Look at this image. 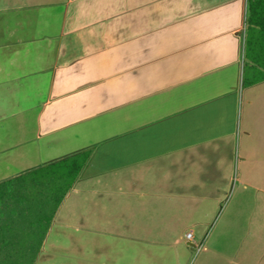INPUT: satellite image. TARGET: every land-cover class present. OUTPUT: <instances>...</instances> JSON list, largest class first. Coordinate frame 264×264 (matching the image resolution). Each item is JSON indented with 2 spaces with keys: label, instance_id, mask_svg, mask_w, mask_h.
I'll list each match as a JSON object with an SVG mask.
<instances>
[{
  "label": "crops",
  "instance_id": "0c3cea01",
  "mask_svg": "<svg viewBox=\"0 0 264 264\" xmlns=\"http://www.w3.org/2000/svg\"><path fill=\"white\" fill-rule=\"evenodd\" d=\"M246 11L247 0H0V132L15 139L0 141V182L91 150L39 255L157 260L177 226L196 238L235 180L258 198L249 226L264 229V81L243 85Z\"/></svg>",
  "mask_w": 264,
  "mask_h": 264
},
{
  "label": "trees",
  "instance_id": "16d2710c",
  "mask_svg": "<svg viewBox=\"0 0 264 264\" xmlns=\"http://www.w3.org/2000/svg\"><path fill=\"white\" fill-rule=\"evenodd\" d=\"M243 85L264 81V0H247ZM91 150L0 182V264H35L61 202Z\"/></svg>",
  "mask_w": 264,
  "mask_h": 264
},
{
  "label": "rangeland",
  "instance_id": "374dc122",
  "mask_svg": "<svg viewBox=\"0 0 264 264\" xmlns=\"http://www.w3.org/2000/svg\"><path fill=\"white\" fill-rule=\"evenodd\" d=\"M0 141L15 139H8L0 132ZM0 167L3 169L1 164ZM3 171L7 170L0 171V175ZM248 192L236 180L232 181L229 193L223 197L220 206L209 214L196 238L190 239L195 241V245H190L186 236L192 230L177 226L171 233L172 245H159L158 259L142 261L141 264H264V229H253L248 224L251 216L249 209L258 198L251 196L253 191ZM65 231L68 236L69 230ZM62 247L68 254V246ZM166 248L168 250L164 254L162 249ZM176 249L180 252V259L175 255ZM55 251L54 245H48V251L41 252L35 264H61L59 257L54 255Z\"/></svg>",
  "mask_w": 264,
  "mask_h": 264
},
{
  "label": "built area",
  "instance_id": "2783aa9c",
  "mask_svg": "<svg viewBox=\"0 0 264 264\" xmlns=\"http://www.w3.org/2000/svg\"><path fill=\"white\" fill-rule=\"evenodd\" d=\"M186 236H187L188 239H191L192 236H193V235H192V232H188Z\"/></svg>",
  "mask_w": 264,
  "mask_h": 264
}]
</instances>
